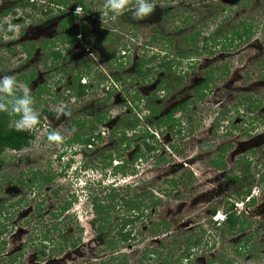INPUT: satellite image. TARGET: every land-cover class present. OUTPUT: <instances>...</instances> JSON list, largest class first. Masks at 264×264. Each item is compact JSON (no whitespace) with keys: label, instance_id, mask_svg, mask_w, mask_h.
Instances as JSON below:
<instances>
[{"label":"rangeland","instance_id":"obj_1","mask_svg":"<svg viewBox=\"0 0 264 264\" xmlns=\"http://www.w3.org/2000/svg\"><path fill=\"white\" fill-rule=\"evenodd\" d=\"M33 1L35 8L14 5L26 0H0V81L5 76L16 80L11 95L0 92V103L6 100L15 113V100L24 98L19 76L33 70L27 87L39 121L26 146L1 153L0 262L11 251L18 264H101L93 257L107 261L110 253L116 261L124 255L126 264H264V0H147L155 7L144 18L135 16L136 0L119 16L105 8L106 0H82L88 10L75 20L55 5L46 6L50 0ZM44 7L50 10L43 13ZM185 15L197 28L198 20L206 18L201 19L206 22L202 32L213 31L216 37L222 36L223 25L242 18L253 21L254 33L237 49L217 46L208 54H192L198 58L190 61L192 66L186 60L180 63L187 69L185 84L153 96L161 74L156 70L150 75L153 81L149 76L140 79L133 63L152 51L172 53L185 34ZM80 25L84 32L67 43L64 35ZM166 38L172 46H162ZM25 43L27 48L33 45L29 57L21 49ZM51 50L59 55H48ZM223 63L227 73L213 77L203 100L176 110L171 122L156 123L159 115L191 95V86L207 67ZM76 71L88 86L75 99L67 84ZM245 95L256 99L259 108L247 113ZM153 104L160 112L146 117L145 105ZM15 114L19 116L9 117L8 125L17 126L22 119V112ZM252 114L256 119L248 131ZM96 115L103 116L96 126L100 140L90 147L73 141V134L95 130ZM77 119L89 121L79 125ZM53 133L61 140H50ZM122 137L129 148L123 147ZM142 140L154 149L143 156L137 152L131 160L136 144L144 151ZM221 146L227 149L223 155ZM107 153L110 163L102 164ZM219 160L223 165L215 164ZM116 162L122 169L112 168ZM39 175L52 180L39 188L26 186ZM108 184L121 189L104 200L101 190ZM91 198L105 205L98 218H105L100 234L91 228L98 223L92 221ZM231 202L244 212L242 232L223 230L226 224L211 217V206L222 215ZM128 214L132 225L125 227L134 237L117 253L106 241ZM250 233L249 246L242 248L240 238ZM152 249L158 251L154 258Z\"/></svg>","mask_w":264,"mask_h":264},{"label":"trees","instance_id":"obj_2","mask_svg":"<svg viewBox=\"0 0 264 264\" xmlns=\"http://www.w3.org/2000/svg\"><path fill=\"white\" fill-rule=\"evenodd\" d=\"M69 0H50L45 4L46 6L52 4L55 5V9L58 11H67L69 18L71 20H75L79 15L76 14L74 11V8H79L82 10V14L86 13L88 10V7L84 5V2L82 0H72L69 3L67 2ZM31 5L32 8H35V1L31 0L30 2L25 3H14V5ZM63 5L65 7H63ZM223 9V7H220ZM166 8H164L165 10ZM9 10L8 8L3 9V14H6ZM50 10V7H44L42 9V12H47ZM2 12V11H1ZM212 17V15L210 16ZM209 17V18H210ZM190 17L185 15L183 17V23L186 24L187 27H184L182 30H184V35L180 38V42L178 44H175L173 48L172 53L166 52L164 49L161 51L163 52L162 54H159V52L152 51L147 54H144V57L138 58L135 63H133V71L135 77H139L140 79H143L147 76L150 77V79L153 81V76H150L153 74V71L157 72L160 75L159 79L155 81L154 83V90H152L153 96L155 93L159 90L162 93V96L171 93L172 89H174V86L185 84L183 79H182V74L187 70H183V68L180 66V63L183 60L187 61V65L192 66L194 62L190 61H196L198 58L193 57L192 54H202V53H209L214 50L215 47H220L221 49H224L225 51L228 50H234L237 49L239 46L240 42H245L248 41L251 36L254 33V24L253 21L249 20V18H242L237 21H234L233 23H227L223 25L222 28V36L216 37L213 34V31L208 32V33H203L201 30V27L206 26V22L201 21V19H206V18H201L198 20V28L195 27V25H190L189 24V19ZM215 30V29H214ZM84 32V27L80 25L77 29L72 30L70 33L65 34L64 36L66 37L67 43H72L73 41L76 40L77 35H81ZM179 32V30H178ZM181 32V31H180ZM173 41L170 39L166 38L164 39V43L162 46H172ZM198 42L200 45H198ZM45 43V42H43ZM32 44H30V48H27L26 43L22 44V51L24 52L25 57H29L31 55V50H32ZM49 46V45H48ZM45 46V47H48ZM124 47V46H122ZM162 47V48H166ZM48 55H53V57H57L59 54L55 50L48 51ZM124 55V53H122ZM157 70V71H156ZM228 71V66L226 63H223L221 65H211L207 67L206 70H204L201 74V77L196 80L195 84L191 86V95L189 97H186L184 100H180L177 103H175L171 108H168L165 115H159L157 117L156 123L158 124H166L168 122H171L175 119H173V114L176 110L179 109H184L187 107L189 102H196V101H201L205 98L207 95V91L209 89L210 82L213 80V77L221 72L227 73ZM180 73V74H179ZM34 76V71L31 70L28 75H20L19 77L23 78L24 84L27 85L29 82V79ZM81 72H72V75L70 76V79L67 84V92L73 96L75 99L83 97L85 94V91L87 89V82L80 81L81 80ZM219 76V75H218ZM13 93V91H12ZM9 95V94H8ZM19 96V95H18ZM243 101L247 103L246 106V112H253L256 109H258V101L256 99L251 98L250 96H243L242 98ZM12 102V101H10ZM1 103L5 104L7 109V101L4 100V102L1 101ZM67 108H63V110H66ZM145 112H146V117L149 115H155L160 112L158 107L156 105H145ZM19 114L11 113L10 110L8 111H0V167L2 166L3 159L1 158V153L5 149H11V150H20L24 146H26L31 139H33V132L32 130H22L18 131L17 126H11L8 125V118L9 117H18ZM103 116L96 115L93 119L92 122L95 123V126L97 124H102V119ZM256 116L254 114L250 115L249 117V126L248 131H252V120H255ZM86 120V119H85ZM84 119H77V123L79 125L85 123ZM87 122L89 120H86ZM74 123V122H73ZM99 127V126H98ZM95 130L89 129V132H84L81 135H72V140L82 144L84 147L88 146L90 147L91 144H96L97 140H100V130L99 128H94ZM149 137L153 138V133H149ZM126 139L125 137H122L120 141L123 143V147L126 149L129 148V141L124 140ZM142 147L144 148V151L141 152V149L138 147L139 145H135V149L133 150V156L130 157L131 160L135 159V157L138 155L137 152H140V156H143V153L149 152L154 149L153 144L151 142H147L142 140ZM221 146L220 150V155L224 154L227 149H225ZM102 150V148H99L98 151ZM103 158L101 159L102 164H109L111 160V153L104 154L102 156ZM107 160V161H106ZM107 162V163H105ZM218 166L223 165L222 161H217L215 162ZM114 170L116 169H122L121 163L119 164L118 162L114 163L112 166ZM230 178H236V175L230 176ZM32 179V177H31ZM30 180V178H29ZM52 180V177L50 175H39L37 179H33L28 181L26 184L27 187L29 188H39L41 185L40 184H47ZM171 182V180H170ZM127 187V184H125L124 188ZM119 189L120 187H115L112 186L111 184H108L106 186L102 187L101 192L104 195H107L104 200H107L109 198H113L114 196L119 194ZM248 190L245 188L242 193L244 195L248 194ZM239 195V193H236ZM241 194V193H240ZM245 198L241 197V199ZM240 200V199H239ZM155 202V200H153ZM103 201H99V199H90L89 200V210L91 212L92 216V221L95 219L97 220L99 218L100 214H104L103 210L105 209L104 203H101ZM235 202H231L228 206V209L225 211H222V215H219L220 217L214 218L216 215V207L211 206L210 214L212 215L211 217L213 218L214 222L218 223H224L225 228L223 230L227 231H235V232H242L244 228H242V219L241 217L243 216L244 212L238 211L236 207L234 206ZM139 209H137L138 211ZM138 212H141L138 211ZM137 212V213H138ZM129 215V216H128ZM124 220H122V224L119 226V228L114 231V233L111 235V237L106 241V246L109 248H112L119 253V249L121 247L127 246V243L133 239L134 234L132 233L131 229H126L127 224H131L132 219H130L132 216L131 214H128ZM239 218V219H238ZM220 219L221 221H217ZM134 220V219H133ZM105 223V218L102 216L101 219H98V223L95 225L91 224V228L94 230V233H101V230L105 228L104 226ZM159 225L158 223H155V225ZM132 225V224H131ZM160 225H162V230L167 229V223L165 221L160 222ZM156 232V231H155ZM198 232L200 234L204 233V229L202 227H199ZM233 232V233H235ZM212 234V233H211ZM253 237V235L250 234H244L242 238V248H245L249 246V241ZM71 245H75L74 242H71ZM155 252H158L156 249H152L151 252H149L150 258H154ZM44 254V253H43ZM108 259L107 261H103V257L97 256L93 257V259H97L99 263L101 264H126V262H123L124 255L120 256V260L116 261L117 259L114 257L112 253L108 254ZM41 258V257H39ZM142 258V257H140ZM1 262H4L5 264H18V255L16 253L13 254V252L8 251L4 257L1 258ZM115 261V262H113ZM0 262V263H1ZM93 262V260L91 261ZM84 264H91L89 263H84Z\"/></svg>","mask_w":264,"mask_h":264},{"label":"clouds","instance_id":"obj_3","mask_svg":"<svg viewBox=\"0 0 264 264\" xmlns=\"http://www.w3.org/2000/svg\"><path fill=\"white\" fill-rule=\"evenodd\" d=\"M129 3L130 0H106L105 8L110 9L113 13H115V16H119L123 13V11L125 10V6ZM136 4L137 7L135 11V16L137 18H144L154 11L155 5L148 3L147 0H136ZM81 11L82 10L77 9L76 14H80ZM106 14L107 12H105V15ZM115 16L113 17V19H115ZM0 84L3 85V87L0 88V92H6L11 95L13 91V86L16 84L15 77L5 76L2 81H0ZM19 87L24 92V98L15 100L12 107V111L15 113L22 112V119L17 122V130H29L33 128L36 124H38V116L30 106L33 103V100L29 96V89L27 85L20 84ZM0 111H8L5 104L0 103ZM49 139L54 141H60L61 137L59 136V134L53 133L49 137Z\"/></svg>","mask_w":264,"mask_h":264},{"label":"built area","instance_id":"obj_4","mask_svg":"<svg viewBox=\"0 0 264 264\" xmlns=\"http://www.w3.org/2000/svg\"><path fill=\"white\" fill-rule=\"evenodd\" d=\"M219 215L218 214H216L215 216H214V218H216V217H218Z\"/></svg>","mask_w":264,"mask_h":264},{"label":"flooded vegetation","instance_id":"obj_5","mask_svg":"<svg viewBox=\"0 0 264 264\" xmlns=\"http://www.w3.org/2000/svg\"><path fill=\"white\" fill-rule=\"evenodd\" d=\"M71 31H69V33H70Z\"/></svg>","mask_w":264,"mask_h":264}]
</instances>
